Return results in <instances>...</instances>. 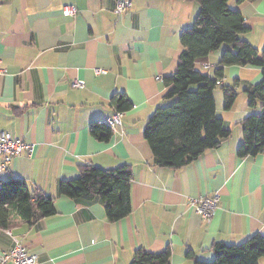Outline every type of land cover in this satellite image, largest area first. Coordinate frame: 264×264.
<instances>
[{"label": "crops", "instance_id": "0c3cea01", "mask_svg": "<svg viewBox=\"0 0 264 264\" xmlns=\"http://www.w3.org/2000/svg\"><path fill=\"white\" fill-rule=\"evenodd\" d=\"M118 0H0V132L31 144L2 174L23 180L30 193L51 196L56 213L35 224L14 217L0 226V257L22 239L38 264H131L144 248L172 250V264L211 263L216 243L238 245L264 234V153L241 158L240 123L263 106L249 107L245 90L263 80L257 67L229 66L214 91L216 115L231 132L219 147L180 169L157 166L145 137L150 117L177 72L181 33L194 25L199 5L187 0H132L117 13ZM74 6L75 16L64 9ZM249 31L242 39L264 51V0H230ZM227 45L197 65L215 77ZM97 70H103L97 73ZM74 80L84 88L72 86ZM222 86L238 97L225 110ZM124 94L132 107L109 141L91 133L118 112ZM108 125V124H107ZM81 165L105 170L129 166L132 213L107 219L100 198L74 200L62 182L80 176ZM220 194L210 223L192 207L199 197ZM264 259V258H263ZM263 263V262H262ZM259 263V264H262ZM264 264V263H263Z\"/></svg>", "mask_w": 264, "mask_h": 264}, {"label": "trees", "instance_id": "16d2710c", "mask_svg": "<svg viewBox=\"0 0 264 264\" xmlns=\"http://www.w3.org/2000/svg\"><path fill=\"white\" fill-rule=\"evenodd\" d=\"M199 5V15L190 28L181 33L182 53L177 72L165 79L168 91L164 101L148 120L145 137L154 155V162L161 168L180 169L197 161L206 151L219 147L231 132L216 115L214 91L224 78L229 66L260 68L263 80L245 90L249 107L263 106L260 114H252L240 125L244 141L238 149L241 158L256 157L264 153V51L259 52L242 39L249 31L240 11L232 10L230 0H187ZM222 55L215 77L204 74L197 65L205 64L211 53L222 46ZM225 110H231L238 93L234 87L222 86ZM112 104L118 112H127L132 104L124 95H116ZM92 135L101 141H109L113 128L106 123H93ZM132 171L129 166L105 170L92 165H81L80 176L62 182L61 195L74 200L100 198L107 219L117 222L132 213ZM214 195V194H213ZM56 213L55 200L51 196L30 193L26 183L19 178L2 181L0 188V226L8 229L14 217L29 224ZM215 259L211 263L196 264H259L264 258V234L256 233L238 245L216 243ZM172 250L167 247L161 253L144 248L136 250L131 264H172Z\"/></svg>", "mask_w": 264, "mask_h": 264}, {"label": "built area", "instance_id": "2783aa9c", "mask_svg": "<svg viewBox=\"0 0 264 264\" xmlns=\"http://www.w3.org/2000/svg\"><path fill=\"white\" fill-rule=\"evenodd\" d=\"M132 5V0H118L117 13H123ZM65 16H75L78 9L74 6L64 9ZM6 72L0 62V76ZM103 70H97L102 73ZM219 84V83H218ZM72 86L84 88L85 82L74 80ZM123 114L117 112L112 119L107 121L108 126L117 128L121 125ZM33 146L22 139L14 138L11 134L0 132V188L2 187V174L7 172L12 161L24 151H31ZM220 194L216 193L208 197H199L192 201V207L200 215L204 222L210 223L219 207ZM0 264H38L37 256L30 254L23 246L22 239L15 237L13 248L0 257Z\"/></svg>", "mask_w": 264, "mask_h": 264}, {"label": "rangeland", "instance_id": "374dc122", "mask_svg": "<svg viewBox=\"0 0 264 264\" xmlns=\"http://www.w3.org/2000/svg\"><path fill=\"white\" fill-rule=\"evenodd\" d=\"M262 262L264 263V259H261V260L259 261V263H262ZM263 263H262V264H263Z\"/></svg>", "mask_w": 264, "mask_h": 264}]
</instances>
